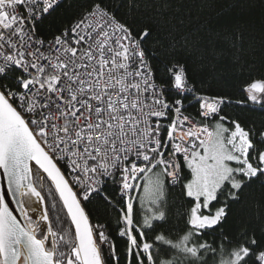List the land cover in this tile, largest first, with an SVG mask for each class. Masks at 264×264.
Segmentation results:
<instances>
[{
	"label": "snow or ice",
	"instance_id": "6c2138e0",
	"mask_svg": "<svg viewBox=\"0 0 264 264\" xmlns=\"http://www.w3.org/2000/svg\"><path fill=\"white\" fill-rule=\"evenodd\" d=\"M0 264H264V0H0Z\"/></svg>",
	"mask_w": 264,
	"mask_h": 264
}]
</instances>
